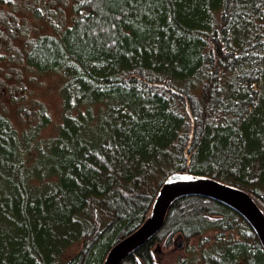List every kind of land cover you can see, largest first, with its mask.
<instances>
[{"label":"trees","instance_id":"trees-1","mask_svg":"<svg viewBox=\"0 0 264 264\" xmlns=\"http://www.w3.org/2000/svg\"><path fill=\"white\" fill-rule=\"evenodd\" d=\"M50 1L36 17L61 7L71 23L31 41L28 62L66 77L62 119L44 136L48 114L19 126L0 111V264H103L176 171L264 210V0ZM175 233L165 264H264L247 219L200 194L121 264H161Z\"/></svg>","mask_w":264,"mask_h":264},{"label":"rangeland","instance_id":"rangeland-1","mask_svg":"<svg viewBox=\"0 0 264 264\" xmlns=\"http://www.w3.org/2000/svg\"><path fill=\"white\" fill-rule=\"evenodd\" d=\"M19 1H6L8 5L5 6L4 15L1 17L9 22L6 25L5 41H0V111L19 126L22 123L36 125L48 114L50 122L41 131L42 135L47 136L62 119V90L66 77L62 73H44L37 70L28 62V51L30 42L38 35L53 33L55 29L63 28L71 23L72 16L67 21L59 5L57 12L48 8L50 12L47 11L46 20L36 17L35 10L39 8L46 11L48 6H53L50 0L49 5L46 0H27L23 3L24 6ZM66 13L68 15L69 11L66 10ZM16 37H22L25 41H14ZM150 213L151 209L147 217ZM177 236L178 233L172 236V244L167 248L159 242L161 250L167 251L156 253L161 264L172 263L175 257L179 256L180 252L171 250L174 244L175 248L179 249L184 244L183 240L176 238ZM196 241L197 237L189 240L190 243ZM79 248L80 242H76L65 250L63 256H70Z\"/></svg>","mask_w":264,"mask_h":264},{"label":"water","instance_id":"water-1","mask_svg":"<svg viewBox=\"0 0 264 264\" xmlns=\"http://www.w3.org/2000/svg\"><path fill=\"white\" fill-rule=\"evenodd\" d=\"M191 194L213 197L236 209L252 225L264 248V210L250 193L207 175L176 171L162 183L150 215L135 231L109 250L103 264H121L158 232L165 222L172 203L181 196Z\"/></svg>","mask_w":264,"mask_h":264},{"label":"flooded vegetation","instance_id":"flooded-vegetation-1","mask_svg":"<svg viewBox=\"0 0 264 264\" xmlns=\"http://www.w3.org/2000/svg\"><path fill=\"white\" fill-rule=\"evenodd\" d=\"M6 1H8V0H0V41H5V34H6V30H7L6 25L9 22L6 20V18H4V17L1 18L2 15H4L3 10L5 9V6L8 5ZM26 1L27 0H20L19 2L23 5V3ZM13 40L14 41H25L22 37H16Z\"/></svg>","mask_w":264,"mask_h":264},{"label":"bare ground","instance_id":"bare-ground-1","mask_svg":"<svg viewBox=\"0 0 264 264\" xmlns=\"http://www.w3.org/2000/svg\"><path fill=\"white\" fill-rule=\"evenodd\" d=\"M209 177H211V176H209ZM211 178H213V177H211ZM213 179H216V178H213ZM216 180H219V179H216ZM219 181H221V180H219ZM222 182H223V181H222ZM204 196H205V195H204ZM207 197H209V196H207ZM209 198H211V199H215V198H213V197H209ZM216 200H217V199H216ZM232 208H233V207H232ZM235 210H236V209H235ZM239 213H240V212H239ZM240 214H241V213H240ZM241 215H242V214H241ZM160 229H161V228H160ZM160 229H159V230H160ZM159 230H158V231H159ZM154 235H155V234H154ZM142 264H143V263H142Z\"/></svg>","mask_w":264,"mask_h":264},{"label":"snow or ice","instance_id":"snow-or-ice-1","mask_svg":"<svg viewBox=\"0 0 264 264\" xmlns=\"http://www.w3.org/2000/svg\"><path fill=\"white\" fill-rule=\"evenodd\" d=\"M186 179H191L190 177H186Z\"/></svg>","mask_w":264,"mask_h":264}]
</instances>
